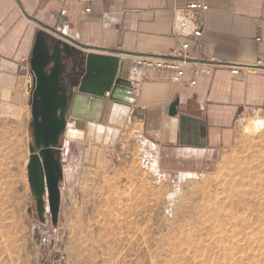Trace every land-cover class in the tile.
Listing matches in <instances>:
<instances>
[{
  "label": "rangeland",
  "instance_id": "obj_1",
  "mask_svg": "<svg viewBox=\"0 0 264 264\" xmlns=\"http://www.w3.org/2000/svg\"><path fill=\"white\" fill-rule=\"evenodd\" d=\"M29 75L0 90V264H264L263 114L243 118L206 167H153L135 124L109 143L81 132L90 103L78 98L59 140L53 224L27 178Z\"/></svg>",
  "mask_w": 264,
  "mask_h": 264
},
{
  "label": "crops",
  "instance_id": "obj_2",
  "mask_svg": "<svg viewBox=\"0 0 264 264\" xmlns=\"http://www.w3.org/2000/svg\"><path fill=\"white\" fill-rule=\"evenodd\" d=\"M188 1L0 0V90L15 93L30 71L40 27L34 19L57 23L74 39L104 49L95 52L125 58L122 76L132 103L99 98L81 132L95 128L109 143L135 124L155 147L153 167H206L243 118L264 115V0H202L208 5L199 14L203 34L190 38V47L211 61L208 73L186 66L177 80L172 73L135 65V55H163L176 45L173 9ZM229 65H238L239 73L231 74ZM176 98L177 114L168 115L166 107Z\"/></svg>",
  "mask_w": 264,
  "mask_h": 264
},
{
  "label": "water",
  "instance_id": "obj_3",
  "mask_svg": "<svg viewBox=\"0 0 264 264\" xmlns=\"http://www.w3.org/2000/svg\"><path fill=\"white\" fill-rule=\"evenodd\" d=\"M59 15L57 14L58 20ZM34 20L42 29L35 33L29 58V70L33 79L29 98L32 142L29 144L27 178L39 219H44L47 204L51 222L56 224L60 205L59 182L63 178L59 140L66 129V113L71 103L86 96L89 97L90 109H93L99 98L132 103V94L127 80L122 76L124 57L120 58L112 53H97L95 50L104 49L74 39L58 29L57 23L50 25ZM52 33L72 42L78 48ZM73 52L78 53L81 70L72 85V91L66 94L65 87L59 84L63 72L61 58L64 54L69 57ZM177 105L176 98L167 105L166 113L176 115ZM135 138L150 151L155 148L141 134L136 133ZM151 157L154 158L152 152Z\"/></svg>",
  "mask_w": 264,
  "mask_h": 264
},
{
  "label": "built area",
  "instance_id": "obj_4",
  "mask_svg": "<svg viewBox=\"0 0 264 264\" xmlns=\"http://www.w3.org/2000/svg\"><path fill=\"white\" fill-rule=\"evenodd\" d=\"M80 1L88 3L90 0ZM84 9L87 12L91 10L89 6ZM207 9L208 5L202 0H191L182 6L174 7L171 35L176 45L163 55H135L131 58L133 63L146 69L172 73L177 80L185 74L186 66H190L198 73H208L211 61L195 56L190 47V38L199 39L203 34L199 14ZM229 70L231 74H238L239 66L229 65ZM190 84H195V80H191Z\"/></svg>",
  "mask_w": 264,
  "mask_h": 264
},
{
  "label": "flooded vegetation",
  "instance_id": "obj_5",
  "mask_svg": "<svg viewBox=\"0 0 264 264\" xmlns=\"http://www.w3.org/2000/svg\"><path fill=\"white\" fill-rule=\"evenodd\" d=\"M61 63L63 67V72L62 75L60 76L59 84L64 86L66 89V94H69L72 91V85L77 79V74L79 73V70H81L78 62V53L73 52L70 54L69 57H66L64 54V57L61 58ZM31 81L33 82L32 75H31ZM32 82L31 85L29 86V92H31L30 88L32 87ZM70 110L71 109L69 108L67 113Z\"/></svg>",
  "mask_w": 264,
  "mask_h": 264
},
{
  "label": "bare ground",
  "instance_id": "obj_6",
  "mask_svg": "<svg viewBox=\"0 0 264 264\" xmlns=\"http://www.w3.org/2000/svg\"><path fill=\"white\" fill-rule=\"evenodd\" d=\"M84 51H87L84 49ZM233 204V203H232ZM235 206H242V205H245V201L244 200H237L235 201L234 203ZM246 228V227H245Z\"/></svg>",
  "mask_w": 264,
  "mask_h": 264
}]
</instances>
